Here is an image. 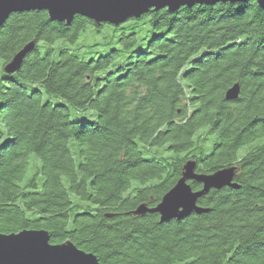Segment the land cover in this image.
Segmentation results:
<instances>
[{"label": "trees", "instance_id": "1", "mask_svg": "<svg viewBox=\"0 0 264 264\" xmlns=\"http://www.w3.org/2000/svg\"><path fill=\"white\" fill-rule=\"evenodd\" d=\"M0 60V233L44 229L101 264H264L256 0L151 9L120 25L15 13L0 26ZM190 160L203 174L236 165V186L181 219L133 214L157 206Z\"/></svg>", "mask_w": 264, "mask_h": 264}, {"label": "water", "instance_id": "2", "mask_svg": "<svg viewBox=\"0 0 264 264\" xmlns=\"http://www.w3.org/2000/svg\"><path fill=\"white\" fill-rule=\"evenodd\" d=\"M250 0H0V26L15 13L28 11L46 12L51 20L70 24L76 15L85 16L96 24L120 25L132 18H140L151 9L167 8L174 12L182 6L214 5L216 3H244ZM264 8V0H256ZM34 42L26 44L4 66L12 73L22 63ZM240 95V86L234 84L226 92L228 100ZM195 161L183 167L181 178L163 196L155 207L140 205L133 214L158 213L161 221L181 219L192 212L202 213L205 208L197 204L198 199L212 189H222L234 184L238 167L229 166L211 174L198 173ZM189 181L202 185L194 190ZM0 264H101L97 256L78 248L71 240L61 244L50 243V235L44 229L21 230L9 234L0 233Z\"/></svg>", "mask_w": 264, "mask_h": 264}, {"label": "rangeland", "instance_id": "3", "mask_svg": "<svg viewBox=\"0 0 264 264\" xmlns=\"http://www.w3.org/2000/svg\"><path fill=\"white\" fill-rule=\"evenodd\" d=\"M98 37H100V36L97 35V34L93 35V34L89 33V34H85L84 39L86 40V42H94V41L98 40ZM81 39L83 40V37H82ZM1 63H2V62H1V60H0V74H1V65H2ZM45 96L47 97V94H45ZM50 98H51L54 102H57L58 100H60V97L55 96V95H51ZM73 115H74V112H73ZM241 152H242V151H241Z\"/></svg>", "mask_w": 264, "mask_h": 264}]
</instances>
